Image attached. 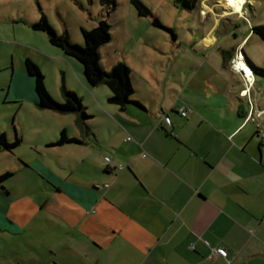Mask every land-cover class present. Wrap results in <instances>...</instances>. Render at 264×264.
I'll return each mask as SVG.
<instances>
[{
  "label": "crops",
  "instance_id": "0c3cea01",
  "mask_svg": "<svg viewBox=\"0 0 264 264\" xmlns=\"http://www.w3.org/2000/svg\"><path fill=\"white\" fill-rule=\"evenodd\" d=\"M214 1L200 0L187 13L198 22L188 41L195 54L187 50L190 62L173 67L167 82L145 55L135 60L127 55V43L135 38L128 31L101 47L107 72L119 62L131 68L133 100L142 108L111 104L108 87L90 86L81 63L59 51L52 70H60L64 86L81 99L90 117L81 126L74 113L38 106L35 81L24 63L17 96L22 107L29 101L37 105V123L20 137L14 125L10 129L14 140H21L15 156L35 165L22 168L37 173V200L0 186L5 213L0 228L17 234L37 215V243L45 252L37 264H226L210 258L209 247L237 254L232 264H264V73L255 70L263 66L246 51L254 37L264 42L253 32L263 25L251 23L237 33L225 25L220 32L221 17L231 16L213 10ZM250 1L241 11L233 0L227 5L244 17ZM240 53L253 76L231 68ZM247 77L254 84L244 96ZM51 93L64 102L62 89ZM249 101L263 114L245 123ZM184 104L191 109L186 118L179 113ZM163 114L170 116L171 127L162 123ZM63 131L82 143L53 145ZM128 136L133 141H126ZM25 144L30 150H19Z\"/></svg>",
  "mask_w": 264,
  "mask_h": 264
},
{
  "label": "rangeland",
  "instance_id": "374dc122",
  "mask_svg": "<svg viewBox=\"0 0 264 264\" xmlns=\"http://www.w3.org/2000/svg\"><path fill=\"white\" fill-rule=\"evenodd\" d=\"M114 2L117 5L115 10L112 8ZM141 2L148 7L152 16L157 18L163 27L172 30V33L154 26L152 17H140L131 0H0V134L3 132L7 135L9 144H12L15 138L14 129H10L12 125L16 127L20 137L22 130H31L30 126H35L37 123V105L29 101L25 107H22L19 103L21 100L17 96L18 86L23 85L19 75L24 74L27 55H30V59L43 73L46 88L48 86L51 92L58 87L62 89L63 82H66L65 75L60 70H52L53 67H57L56 61L53 60L54 55L63 51L49 42L46 33L34 31L28 24L31 21H39L42 15L47 17L50 25L59 34L68 33L72 42V39H83L82 28L90 30L101 20L111 25L112 38L123 31H128L135 35V38L127 43V55L133 60L145 55L158 68L159 74H164L163 82H167L173 67L176 65V67H185L190 62L186 51L195 54L192 49L194 42L188 41L192 36L190 30L198 23L196 17L179 8L174 0H141ZM214 2L216 4L213 10L231 16L223 17L224 19L221 17L220 32L226 26H230L233 33H237L239 27L248 28L251 23L264 26V0H251L245 3L244 17L243 14H235L230 10L229 4L227 5L228 0H225L224 5L216 0ZM233 8L236 9V6H232ZM213 10L208 12V15L214 22ZM20 15L22 21L19 20ZM120 43V41L113 42L116 45ZM173 45L176 46L174 49H172ZM249 49L254 53L252 54ZM246 51L257 64L263 66L256 65V68L264 71V42L254 37L246 47ZM37 58L45 65L36 61ZM69 59L78 63L72 57ZM102 68L104 69L103 65ZM12 70L14 77L11 75ZM28 89L34 94L33 88ZM51 92L49 94L57 100ZM61 96L64 101L63 92ZM29 147L30 145L25 144L19 150L29 151ZM17 150L18 148H14L10 152L0 153V175L12 173L14 177L5 182V185L13 192L15 190L18 195L29 194L32 200H37V173L22 168L25 165L34 169L35 165L19 160L15 156ZM0 215L5 213L0 211ZM43 251L37 243V215L29 219L25 226L22 225L17 234L0 228V264H37L41 261L38 258L45 253Z\"/></svg>",
  "mask_w": 264,
  "mask_h": 264
},
{
  "label": "trees",
  "instance_id": "16d2710c",
  "mask_svg": "<svg viewBox=\"0 0 264 264\" xmlns=\"http://www.w3.org/2000/svg\"><path fill=\"white\" fill-rule=\"evenodd\" d=\"M135 6L140 17H152V24L158 28L164 29L172 33L159 22V20L152 16L150 10L144 5L141 0H131ZM175 4L185 10L186 12L195 11L200 0H174ZM116 3H113V10L116 9ZM34 31L44 32L49 38V42L60 48L63 53L76 59L81 63L84 71L86 82L96 87L105 85L110 90L109 102L111 104L125 108L129 105H135L139 108L142 106L133 100L134 87L131 80V68L125 62H119L111 71L106 72L102 68L100 49L102 46L111 42V25L105 20H101L99 24L92 29L82 28V36L84 44L77 45L71 41L69 34H59L49 23L47 17L42 15L41 19L31 25ZM253 32L264 40V26L253 27ZM256 71L263 72L254 66ZM25 69L27 74L35 81V92L38 98V106L42 109L51 110L61 114L74 113L79 118V124L82 126L85 121L90 117L87 115L81 99L76 93L67 89L66 86L62 87L64 102L56 101L48 92L45 85V77L39 67L31 60H25ZM21 143L20 138H16L12 144L8 143L6 135L0 134V153L4 151H12ZM82 142L75 138H69L65 131L62 132L59 140L53 144L62 146L65 144H81ZM11 177L12 173L0 175V186H3Z\"/></svg>",
  "mask_w": 264,
  "mask_h": 264
},
{
  "label": "built area",
  "instance_id": "2783aa9c",
  "mask_svg": "<svg viewBox=\"0 0 264 264\" xmlns=\"http://www.w3.org/2000/svg\"><path fill=\"white\" fill-rule=\"evenodd\" d=\"M203 13V12H202ZM244 58H243V55L240 53L239 55H235V57L231 60V68L234 70V71H237V72H241V70L245 71V74L244 76H248V74L246 73V69L244 67V65L241 63L243 62ZM246 81L248 82V85H249V88H247L245 91H243L241 94H243L244 96H247L254 84V80H251L250 78H246ZM250 102V106H251V109H250V112L245 120V123L247 122H256L257 119H259L262 114H263V111H258V110H255L253 108V105ZM191 112V109L187 106V105H183L182 108L180 109L179 113L182 117L186 118L188 116V114ZM162 117V123L164 124L165 127H171L172 126V120L170 118L169 115L167 114H163L161 115ZM260 126V125H258ZM261 138H262V141H263V145H264V132H262L261 134ZM126 141H133V138L131 136H128L126 138ZM143 157H147V154L146 153H143ZM106 161L109 163L110 162V159L109 158H106ZM120 170H123L124 167L123 166H120L119 167ZM251 235H254V231H250ZM205 244L207 246H209V244L207 242H205ZM210 249V258H214V257H220L222 259L225 260L226 264H232L233 263V260L236 258L237 254H230L229 251L227 249H224V248H213V247H209Z\"/></svg>",
  "mask_w": 264,
  "mask_h": 264
},
{
  "label": "bare ground",
  "instance_id": "6f19581e",
  "mask_svg": "<svg viewBox=\"0 0 264 264\" xmlns=\"http://www.w3.org/2000/svg\"><path fill=\"white\" fill-rule=\"evenodd\" d=\"M233 1L236 3L237 9L239 11H241L242 10V6H243V3H244L245 0H233ZM246 73L248 74V76L250 75V72H249V70L247 68H246Z\"/></svg>",
  "mask_w": 264,
  "mask_h": 264
},
{
  "label": "water",
  "instance_id": "95a60500",
  "mask_svg": "<svg viewBox=\"0 0 264 264\" xmlns=\"http://www.w3.org/2000/svg\"><path fill=\"white\" fill-rule=\"evenodd\" d=\"M249 70V69H248ZM250 73H251V75L253 76V71L250 69Z\"/></svg>",
  "mask_w": 264,
  "mask_h": 264
}]
</instances>
